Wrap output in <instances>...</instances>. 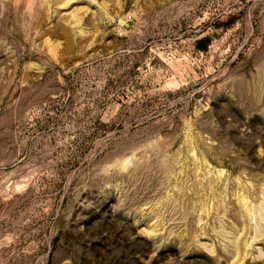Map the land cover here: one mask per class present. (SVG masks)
<instances>
[{
	"label": "rangeland",
	"instance_id": "rangeland-1",
	"mask_svg": "<svg viewBox=\"0 0 264 264\" xmlns=\"http://www.w3.org/2000/svg\"><path fill=\"white\" fill-rule=\"evenodd\" d=\"M0 264H264V0H0Z\"/></svg>",
	"mask_w": 264,
	"mask_h": 264
}]
</instances>
